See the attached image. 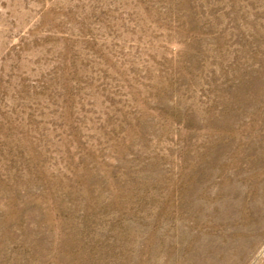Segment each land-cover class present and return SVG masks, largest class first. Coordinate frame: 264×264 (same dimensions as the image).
Segmentation results:
<instances>
[{"label":"rangeland","instance_id":"obj_1","mask_svg":"<svg viewBox=\"0 0 264 264\" xmlns=\"http://www.w3.org/2000/svg\"><path fill=\"white\" fill-rule=\"evenodd\" d=\"M0 264H264V0H0Z\"/></svg>","mask_w":264,"mask_h":264}]
</instances>
